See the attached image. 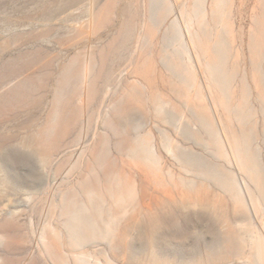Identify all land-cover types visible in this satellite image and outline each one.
Masks as SVG:
<instances>
[{"label": "rangeland", "instance_id": "rangeland-1", "mask_svg": "<svg viewBox=\"0 0 264 264\" xmlns=\"http://www.w3.org/2000/svg\"><path fill=\"white\" fill-rule=\"evenodd\" d=\"M9 212L34 264H264V0H0Z\"/></svg>", "mask_w": 264, "mask_h": 264}, {"label": "bare ground", "instance_id": "bare-ground-1", "mask_svg": "<svg viewBox=\"0 0 264 264\" xmlns=\"http://www.w3.org/2000/svg\"><path fill=\"white\" fill-rule=\"evenodd\" d=\"M9 217H5L4 220L0 223L2 228L0 239L2 241V249L0 250V264H31L33 258L35 257V251L30 249L28 252L24 253L20 258L19 252L14 249L17 246H22V249H25L33 244L32 241L26 240L24 245L22 242L17 241L21 231V222L16 218V213L9 212ZM23 226V225H22ZM16 235L13 236V233ZM17 237V238H16ZM41 240L39 241V249L41 251L42 260L45 262L48 259L50 252V241L47 234L42 233L40 235ZM17 239V240H16ZM35 259V258H34ZM34 261V260H33ZM34 264V263H32Z\"/></svg>", "mask_w": 264, "mask_h": 264}]
</instances>
